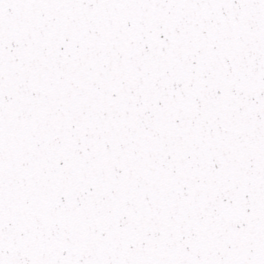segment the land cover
I'll return each mask as SVG.
<instances>
[{
	"label": "snow or ice",
	"instance_id": "snow-or-ice-1",
	"mask_svg": "<svg viewBox=\"0 0 264 264\" xmlns=\"http://www.w3.org/2000/svg\"><path fill=\"white\" fill-rule=\"evenodd\" d=\"M0 264H264V0H0Z\"/></svg>",
	"mask_w": 264,
	"mask_h": 264
}]
</instances>
